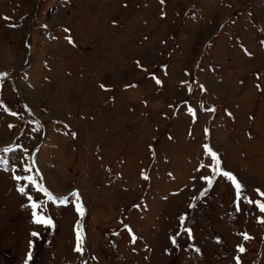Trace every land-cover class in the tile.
<instances>
[{
  "label": "rangeland",
  "instance_id": "rangeland-1",
  "mask_svg": "<svg viewBox=\"0 0 264 264\" xmlns=\"http://www.w3.org/2000/svg\"><path fill=\"white\" fill-rule=\"evenodd\" d=\"M261 41L264 0H0V264H264Z\"/></svg>",
  "mask_w": 264,
  "mask_h": 264
},
{
  "label": "snow or ice",
  "instance_id": "snow-or-ice-1",
  "mask_svg": "<svg viewBox=\"0 0 264 264\" xmlns=\"http://www.w3.org/2000/svg\"><path fill=\"white\" fill-rule=\"evenodd\" d=\"M162 2H163V0H162ZM5 19H8V18L5 17ZM65 31H68V30L65 29ZM68 39H69V43H73L71 37H69ZM261 43L264 44V41H261ZM247 55L250 56L251 53H247ZM137 63H139V62H137ZM0 75H6V73H0ZM156 83L160 84L161 81L159 79H156ZM181 83H183V82H181ZM127 86L128 85H126V87ZM100 87L104 88L105 85L101 84ZM200 87L203 90V85H201ZM257 87H259V85H257ZM188 111L190 113H192L193 116L195 115V109L189 107ZM213 111H214V109H213ZM12 115H16V113H12ZM9 127H12V125H9ZM205 132L207 133V129H205ZM72 135H75V133H73ZM203 149L205 151V154H210L212 160L215 162V167L213 169L214 173L218 172L220 175H222L223 177H226L233 184V186L235 188V195H236L237 208H238L239 200H240V198L242 196V189H243L244 186L237 180L236 176L231 171H225V170L220 169V167H219L220 160H219L218 154L215 151L212 150V148L209 146V144L205 143L203 145ZM3 151L4 152H10V151H13V149L4 148ZM2 163L6 165L8 163V161L4 160V161H2ZM25 171L26 172H31V168L26 167ZM142 175H144V174L142 173ZM144 178L147 179L148 177L144 176ZM14 179L17 180V181H21V180L28 181L32 186H34L36 188V190L38 192L42 193L43 196L46 197L47 200H49V201H58L60 203H65L67 201V199H68V197H65V196H55L47 187H45L42 183H39L37 181L36 177L33 176V175H25V176L14 175ZM202 179L208 180L209 184H211V179L209 177H202ZM18 191L20 193H22V194H26L27 195L28 202H29V204L31 206V218H32V221L34 223L43 224V225H51L53 223V221L51 220L50 217H46L43 214L42 210L38 211V209H42L43 201H37V200H35L33 198L32 195L27 194L26 193V189H25L24 186H20L18 188ZM254 191L258 194V196L264 197V191H261L259 188L255 189ZM69 195L78 196V192H73V193H70ZM246 200H247L248 203H254L255 206L261 212H264V201H262L260 199H256V200L253 201L250 197L246 198ZM134 207H140V206L139 205H134ZM77 211L80 212L81 214H83V208L79 204H77ZM185 219H186V214H181L180 217H179V220L182 222ZM258 220H260L261 222H264V217H258ZM124 227H125V229H127V231L129 233H132V229H131V227L129 225L124 224ZM187 232H188L189 237L191 238V229H187ZM32 235L36 236L37 233L33 232ZM176 235H179V232H177ZM244 237H245V239L250 238L247 233H244ZM76 239H77V244H76L75 250L77 252H82L83 251L82 236H81L79 231L77 232ZM135 239H136V237H135V235H133L132 236V241L134 242ZM171 239H172L173 244H175L176 243L175 236L171 237ZM30 247H31V242H30ZM239 250L241 252L245 251V249L242 246H239ZM30 257H31V253L29 252L28 258H26L24 260V264H29ZM236 260H237V264H240V261H239L238 257L236 258Z\"/></svg>",
  "mask_w": 264,
  "mask_h": 264
}]
</instances>
